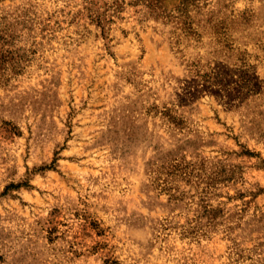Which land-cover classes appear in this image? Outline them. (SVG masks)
Wrapping results in <instances>:
<instances>
[{"label":"rangeland","instance_id":"rangeland-1","mask_svg":"<svg viewBox=\"0 0 264 264\" xmlns=\"http://www.w3.org/2000/svg\"><path fill=\"white\" fill-rule=\"evenodd\" d=\"M152 1L0 0V264H264V0Z\"/></svg>","mask_w":264,"mask_h":264},{"label":"trees","instance_id":"trees-1","mask_svg":"<svg viewBox=\"0 0 264 264\" xmlns=\"http://www.w3.org/2000/svg\"><path fill=\"white\" fill-rule=\"evenodd\" d=\"M195 0H184L182 1V6H180L179 14L178 15H172L171 13H166L165 10H162V6L160 5L159 0H153L149 7L153 9L154 12H159L160 17L162 18V22L164 24L171 23L173 25V30L171 31L175 43H179L180 41V33H186L185 35L192 32V25L186 20L187 19V11L188 6L191 4H194Z\"/></svg>","mask_w":264,"mask_h":264}]
</instances>
